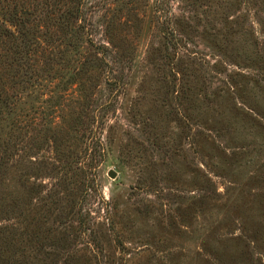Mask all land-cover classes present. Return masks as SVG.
<instances>
[{
    "label": "rangeland",
    "instance_id": "obj_1",
    "mask_svg": "<svg viewBox=\"0 0 264 264\" xmlns=\"http://www.w3.org/2000/svg\"><path fill=\"white\" fill-rule=\"evenodd\" d=\"M0 5V264H264V0Z\"/></svg>",
    "mask_w": 264,
    "mask_h": 264
},
{
    "label": "trees",
    "instance_id": "obj_2",
    "mask_svg": "<svg viewBox=\"0 0 264 264\" xmlns=\"http://www.w3.org/2000/svg\"><path fill=\"white\" fill-rule=\"evenodd\" d=\"M12 1H14V0H12ZM25 13H26V11H24V14ZM2 16L6 17L7 21L10 22L9 24L11 26H15V25L19 24L20 20H21L20 13L18 14L17 10L11 9L9 11H6V9L0 5V17H2ZM22 42L27 43V42H29V40L27 39V37H24L22 39Z\"/></svg>",
    "mask_w": 264,
    "mask_h": 264
},
{
    "label": "water",
    "instance_id": "obj_3",
    "mask_svg": "<svg viewBox=\"0 0 264 264\" xmlns=\"http://www.w3.org/2000/svg\"><path fill=\"white\" fill-rule=\"evenodd\" d=\"M107 176L111 179L116 178V173L113 170H109Z\"/></svg>",
    "mask_w": 264,
    "mask_h": 264
}]
</instances>
